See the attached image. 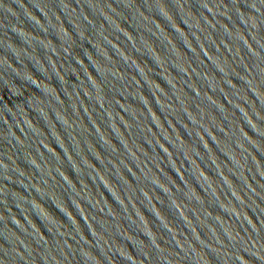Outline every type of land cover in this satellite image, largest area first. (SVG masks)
Wrapping results in <instances>:
<instances>
[{"label":"water","instance_id":"obj_1","mask_svg":"<svg viewBox=\"0 0 264 264\" xmlns=\"http://www.w3.org/2000/svg\"><path fill=\"white\" fill-rule=\"evenodd\" d=\"M0 264H264V0H0Z\"/></svg>","mask_w":264,"mask_h":264}]
</instances>
